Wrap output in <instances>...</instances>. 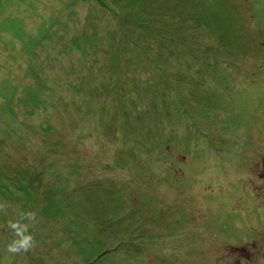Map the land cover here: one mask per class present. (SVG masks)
<instances>
[{"label": "rangeland", "instance_id": "rangeland-1", "mask_svg": "<svg viewBox=\"0 0 264 264\" xmlns=\"http://www.w3.org/2000/svg\"><path fill=\"white\" fill-rule=\"evenodd\" d=\"M0 199L20 264H264V0H0Z\"/></svg>", "mask_w": 264, "mask_h": 264}, {"label": "clouds", "instance_id": "clouds-1", "mask_svg": "<svg viewBox=\"0 0 264 264\" xmlns=\"http://www.w3.org/2000/svg\"><path fill=\"white\" fill-rule=\"evenodd\" d=\"M0 214L8 217L11 238L6 244L7 252L15 255L33 249L36 245L34 228L40 222L38 211L24 210L7 199H0Z\"/></svg>", "mask_w": 264, "mask_h": 264}, {"label": "trees", "instance_id": "trees-1", "mask_svg": "<svg viewBox=\"0 0 264 264\" xmlns=\"http://www.w3.org/2000/svg\"><path fill=\"white\" fill-rule=\"evenodd\" d=\"M196 17H200V16H195V18H196ZM143 25H145V24H143ZM253 57H254V56H253ZM255 60H256V57H254V62H255ZM74 91H75V92H78V89L75 88ZM177 99L180 100V95L177 96ZM119 102H120V101H119ZM119 102H118V103H119ZM182 103H183V102H178V103H177V106H180ZM180 111H182V110H180ZM124 116H126V115L124 114ZM124 127H125V125H124ZM111 128H112V127H111ZM126 131H128V133L131 134V133L129 132V130L127 129V127H126ZM24 168H25V167H24ZM2 232H3V231H2ZM57 233H58V232H57ZM38 247H40V248H38V249L43 250V249H42V246H38ZM41 250H40V251H41ZM50 253H53V250H52ZM18 256H19V257L21 256V258H18V257H16L15 255H13V257L16 259V262H17V263H14V264H20V262L23 261V259H22V255L18 254ZM5 260H6V259H5ZM18 262H19V263H18Z\"/></svg>", "mask_w": 264, "mask_h": 264}]
</instances>
